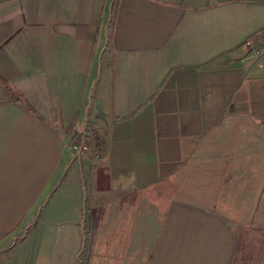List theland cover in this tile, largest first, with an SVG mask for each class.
Returning <instances> with one entry per match:
<instances>
[{
  "label": "crops",
  "instance_id": "crops-1",
  "mask_svg": "<svg viewBox=\"0 0 264 264\" xmlns=\"http://www.w3.org/2000/svg\"><path fill=\"white\" fill-rule=\"evenodd\" d=\"M263 32L264 0H0V264H79L91 227L88 264H245Z\"/></svg>",
  "mask_w": 264,
  "mask_h": 264
},
{
  "label": "rangeland",
  "instance_id": "rangeland-1",
  "mask_svg": "<svg viewBox=\"0 0 264 264\" xmlns=\"http://www.w3.org/2000/svg\"><path fill=\"white\" fill-rule=\"evenodd\" d=\"M257 86L260 87L261 93L263 95L262 99H264V81L258 82ZM263 104H264V100H263ZM257 130H259L260 137H262V142H264V128L260 127ZM229 136H233V134H229ZM242 138H244V136H242ZM262 145L264 144L262 143ZM261 155L264 156V152ZM209 161H212V159H209ZM204 163H208V161L202 160L201 162H199L197 169L193 168V164H191V166L189 165L190 166V167L188 166L189 169H186L189 171V175L186 176L182 175L183 177H185V179H196V181L199 183L197 186H193L192 188L193 193L198 188H200L204 184V182H206V174L208 175V171L202 169V165ZM183 192L184 194L182 193V195H180L182 198H184L185 194L188 193L189 191L186 189L185 191L183 190ZM195 196L198 198L196 194ZM262 198H264V195ZM149 204H157V203L155 201H149ZM261 204L264 205L263 201ZM263 205H262V209H264ZM247 235H248L247 239L249 240V242H247V248L244 251V255H242V258L240 260H243L245 264H262L264 262V231L257 232L256 234L248 233ZM91 242H92V235L88 234L85 241V252L81 255V264H88Z\"/></svg>",
  "mask_w": 264,
  "mask_h": 264
},
{
  "label": "built area",
  "instance_id": "built-area-1",
  "mask_svg": "<svg viewBox=\"0 0 264 264\" xmlns=\"http://www.w3.org/2000/svg\"><path fill=\"white\" fill-rule=\"evenodd\" d=\"M243 47L246 50V58L250 59L252 63L261 71V77H264V32L261 36L250 37L245 40ZM68 149L75 153H92L93 160L97 161L100 157L98 151L93 152V149L87 145L84 141L78 143H72L68 145ZM89 234V230H85V240L83 244V249L80 253V264H81V255L85 252V241L86 237Z\"/></svg>",
  "mask_w": 264,
  "mask_h": 264
},
{
  "label": "trees",
  "instance_id": "trees-1",
  "mask_svg": "<svg viewBox=\"0 0 264 264\" xmlns=\"http://www.w3.org/2000/svg\"><path fill=\"white\" fill-rule=\"evenodd\" d=\"M10 91H11L13 97H14L17 101H22V102L25 103V100H24V99H21L20 96H19L16 92L13 91V89L10 88ZM25 104L28 105L27 103H25ZM28 108H30V107L28 106ZM30 109H31V108H30ZM82 138H83L84 140H88L89 138H94L95 140H97V143H98V140H99V139H98V136H97V133L95 132V129H94L93 126H92L91 129H89V130L87 129V130H85V131L82 133ZM92 149H93V148H92ZM95 151H97V150H96V149H93V152H95ZM30 227H31V226H30ZM30 227L26 229L25 234H24V238L27 237V235H28V231H29ZM90 234H92V227H91ZM79 264H80V262H79Z\"/></svg>",
  "mask_w": 264,
  "mask_h": 264
}]
</instances>
